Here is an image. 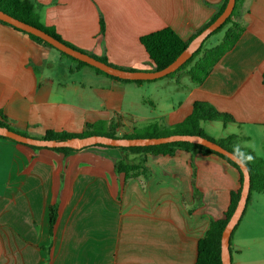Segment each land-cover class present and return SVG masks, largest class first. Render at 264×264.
Listing matches in <instances>:
<instances>
[{"label": "crops", "instance_id": "1", "mask_svg": "<svg viewBox=\"0 0 264 264\" xmlns=\"http://www.w3.org/2000/svg\"><path fill=\"white\" fill-rule=\"evenodd\" d=\"M33 1L40 21L66 41L117 67L141 70H154L143 34L171 27L187 39L221 2ZM239 18L243 33L200 83L187 69L121 81L0 23V109L16 130L40 137L48 129L81 132L86 122L120 112L136 118L140 109L146 126L169 127L183 121L195 101H205L236 119L218 122L222 128L212 138L235 135V146L264 168V0H244ZM201 126L210 137L218 127L214 121ZM134 129L135 122L125 120L117 133ZM123 156L118 147L65 153L0 138V264H195L200 237L239 185L238 170L217 154L181 150L129 153L130 162H144L127 175L117 170ZM258 193L252 192L232 236V264H264Z\"/></svg>", "mask_w": 264, "mask_h": 264}, {"label": "trees", "instance_id": "2", "mask_svg": "<svg viewBox=\"0 0 264 264\" xmlns=\"http://www.w3.org/2000/svg\"><path fill=\"white\" fill-rule=\"evenodd\" d=\"M228 0H221L217 11L213 14L211 18H209L201 27L197 29V31L189 38L184 39L181 37L174 29L171 27H163L149 33L143 34L140 37V41L145 47L151 61L154 64L155 69H161L167 66L170 62H172L191 42V40L198 35L206 26H208L212 21H214L219 14L223 11L227 4ZM244 0H236L234 9L232 13L227 17L223 24H221L216 30H214L201 44V46L194 52V54L186 60L178 69L175 71L165 75L170 76L175 74L180 70L187 69V72L190 74L192 80L196 83H200L204 80V78L209 74L212 67L219 61V59L230 50L235 43L240 38L243 33L245 26L243 20L239 18V11L242 8ZM0 9L9 13L10 15L23 20L27 23H30L36 27L43 29L59 40L63 41L67 45L79 49L83 52H86L97 59L109 63L113 66H116L110 63L105 55H95L91 52L85 51L74 44L66 41L62 38V36L56 31L53 26H47L40 21L39 14L37 11V4L33 0H0ZM0 23H3L7 26H10L14 29L22 31L28 34L34 41L37 43L47 45L49 47L55 48L50 43L45 41L44 39L28 33L6 21L0 19ZM225 28L223 39L220 43L206 47V40L213 34L219 32L220 30ZM101 31H104V21L101 19ZM57 49V48H56ZM58 50V49H57ZM60 51V50H59ZM61 54L71 58L79 65L89 66L96 70L99 73H103L112 78L121 80V81H132L136 83H141L147 80L137 79H122L110 75L101 69L92 66L84 61L76 59L62 51ZM117 67V66H116ZM122 68V67H120ZM131 70H136V68H127ZM202 121H221L224 125L229 122H236L234 116L226 111H219L209 103L205 101L197 100L193 104V109L191 113L181 122L171 125L169 127H162L157 123H151L146 126L142 131H138L137 128L134 129L131 133H126L122 135H118L117 130L120 126V123L116 121L115 117L106 121H98V122H86L84 129L81 132H71L68 130H55L48 129L45 133L40 136L49 139H65L72 136H85L91 134H103L111 137H153V136H165L170 134H193L200 135L203 137H207L212 139L222 146L228 148L232 152L236 153L249 167L250 171V193L247 198V204L251 199V194L253 191H260L264 193V168L262 166V161L259 158H253L250 155H247L242 152L239 148L235 146L236 137L231 134L225 138L215 140L212 137L208 136L203 127L201 126ZM0 125L8 127L9 129L15 130L22 134L29 135L28 132L18 131L16 130L7 115L0 109ZM0 138H8L0 134ZM11 139V138H9ZM13 140V139H11ZM16 141V140H13ZM18 142V141H16ZM21 143V142H20ZM99 146H107V147H118L124 154L123 158L117 162V170L119 172L129 174L138 170L143 164L144 160L138 162H130L128 160L129 153H143L144 156L146 154L153 155H174L178 151L186 150V151H199L202 153H214L225 159L230 165L235 167L239 172V185L236 189L231 190L230 193V204L228 208L223 212V215L217 219H212L209 227L205 231L204 235L200 237L198 241V255L195 264H222L221 258V235L222 231L232 215L237 202L239 200L240 192L243 184V173L236 162L231 160L229 157L216 152L204 145L188 142V141H173L160 143L155 145H146V146H111L106 144H94ZM31 146V145H29ZM33 148H39L37 146H31ZM61 152H69L75 150L74 148L69 147H55L51 148ZM246 204V205H247ZM57 218V210L55 206L50 208V228L52 229L54 223ZM241 220V218H240ZM239 220V222H240ZM238 224L235 226L232 236L237 229ZM230 239V245H231ZM231 250V246H230Z\"/></svg>", "mask_w": 264, "mask_h": 264}, {"label": "water", "instance_id": "3", "mask_svg": "<svg viewBox=\"0 0 264 264\" xmlns=\"http://www.w3.org/2000/svg\"><path fill=\"white\" fill-rule=\"evenodd\" d=\"M236 0H228L225 8L219 14V16L212 21L208 26H206L198 35H196L188 46L167 66L161 69L155 70H131L127 68H120L113 66L109 63L101 61L96 57L83 52L79 49L73 48L43 29L36 27L30 23H27L23 20H20L9 13L0 9V19L6 21L28 33L34 34L52 46L57 48L58 50L76 58L81 61H84L92 66H95L102 71L113 75L122 79H130V80H151L163 77L176 69H178L186 60H188L194 52L201 46L202 42L214 31L216 30L227 17L232 13ZM0 134L16 140L18 142L37 146V147H69L74 149H80L87 146H91L94 144H106L111 146H146V145H155L166 142L173 141H188L197 144L204 145L216 152H219L231 160L236 162L240 167L243 173V184L240 192L239 200L237 205L227 221L221 235V258L222 264H232V255L230 250V239L232 232L235 226L238 224L242 214L245 210L247 204V198L250 193V171L248 165L242 160L236 153L232 152L228 148L222 146L220 143L209 139L207 137H203L200 135L193 134H170L165 136H153V137H111L103 134H91L85 136H72L65 139H49L44 137H36L31 135L22 134L15 130L9 129L8 127L0 125Z\"/></svg>", "mask_w": 264, "mask_h": 264}, {"label": "rangeland", "instance_id": "4", "mask_svg": "<svg viewBox=\"0 0 264 264\" xmlns=\"http://www.w3.org/2000/svg\"><path fill=\"white\" fill-rule=\"evenodd\" d=\"M224 32H225V28L222 29V30H220L219 32L211 35L206 40L205 46L206 47H210V46H213V45H215L217 43H220L222 41V39H223ZM130 82H132V81H130ZM137 113L139 114V116L136 117V118L134 116H131L129 113H123V114H121V112L120 113H116L115 114V119H116V121H118V123H121V124L125 120H131L132 119V121L135 122V125H136L137 130L138 131H140V130L142 131L146 127L147 121L146 120H142V118H140V115H147V112H144L143 109H140ZM214 122L217 124L218 127H211V130H209V131L211 133L210 134L211 137L216 138L217 137V133H219V130H221V128H222V126L220 125L222 122L221 121H217V122L214 121ZM218 122H221V123H218ZM258 194H259V196L263 200L260 204H264V193H258ZM233 257L234 258L236 257V255L234 254V252H233Z\"/></svg>", "mask_w": 264, "mask_h": 264}]
</instances>
